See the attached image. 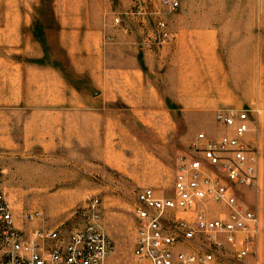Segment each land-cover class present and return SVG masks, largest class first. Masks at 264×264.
I'll list each match as a JSON object with an SVG mask.
<instances>
[{
    "label": "rangeland",
    "instance_id": "obj_1",
    "mask_svg": "<svg viewBox=\"0 0 264 264\" xmlns=\"http://www.w3.org/2000/svg\"><path fill=\"white\" fill-rule=\"evenodd\" d=\"M60 4L91 12L97 27L65 38ZM50 67L68 84L66 108L55 103ZM225 107L252 109L246 139L258 184L232 187L258 221L233 239L220 235V247L197 236L177 248L212 251L217 264H264V0H181L173 10L161 0H0V191L27 231L82 228L79 210L97 196L113 244L105 264H150L134 253L137 192L173 196L178 158L202 156L198 134L218 137ZM60 112L67 125L54 124ZM53 127L66 140L50 141ZM200 208L229 213L212 200ZM29 211L42 214L26 220Z\"/></svg>",
    "mask_w": 264,
    "mask_h": 264
},
{
    "label": "built area",
    "instance_id": "obj_2",
    "mask_svg": "<svg viewBox=\"0 0 264 264\" xmlns=\"http://www.w3.org/2000/svg\"><path fill=\"white\" fill-rule=\"evenodd\" d=\"M161 3L173 10L180 6L181 0H161ZM157 25L161 40H168L171 33L167 22L159 19ZM251 112L249 107L216 111L222 133L218 137L199 133L203 143L196 144V151L202 156L178 158L173 196L158 195L152 186L138 190L134 253L140 260L150 264H217L212 251L179 250L177 246L181 241L202 236L209 244L220 247L223 245L220 235L233 239L238 232L256 225L255 211L240 202L232 187L258 184L257 151L246 139L251 129ZM207 200L226 204L228 215L209 217L200 208ZM179 209L194 210V221L171 213ZM79 212L84 226L68 233L61 228L23 230L16 226L11 203L0 191V264H105L113 244L101 223V199L88 196ZM41 214L29 211L23 217L33 220ZM248 249L247 245L239 255Z\"/></svg>",
    "mask_w": 264,
    "mask_h": 264
},
{
    "label": "crops",
    "instance_id": "obj_3",
    "mask_svg": "<svg viewBox=\"0 0 264 264\" xmlns=\"http://www.w3.org/2000/svg\"><path fill=\"white\" fill-rule=\"evenodd\" d=\"M79 2V0H76ZM84 2V1H83ZM59 23L61 24L62 30H65V38L69 37V35L76 37L77 40H79L82 31L85 30V35H88L91 33L92 29H95L97 26L94 25L95 22L98 21V18L95 17L91 12H83L82 14L80 12H70L68 10L67 4L59 5ZM19 19L24 20L25 17H19ZM71 30V31H70ZM64 37V36H63ZM65 43L68 44V41L65 40ZM78 44V43H77ZM72 51H76L75 48L72 49ZM74 55V53H72ZM50 70L54 72V80L51 82L50 87L54 89L55 91L59 92V100H55L56 105H59V108H66L67 105V82L62 77L61 71H59L57 68L50 67ZM63 95V96H62ZM64 104V105H63ZM63 105V106H62ZM58 117L54 119V124L59 123V125H67L66 118L63 117L62 120V113H57ZM53 131L49 134V140L50 141H62L66 140V135L61 131V128L59 130L54 131V127L52 128ZM54 147H57L56 144H54ZM28 157L31 155V150L28 148ZM25 154H19V156H24ZM5 156V152H2V158ZM15 216V215H14ZM15 224L18 228L25 230L28 227V224H25L19 220H15ZM2 252H0V255Z\"/></svg>",
    "mask_w": 264,
    "mask_h": 264
}]
</instances>
